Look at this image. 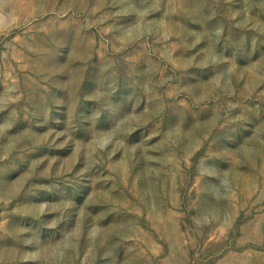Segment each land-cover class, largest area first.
Returning <instances> with one entry per match:
<instances>
[{
	"label": "rangeland",
	"instance_id": "rangeland-1",
	"mask_svg": "<svg viewBox=\"0 0 264 264\" xmlns=\"http://www.w3.org/2000/svg\"><path fill=\"white\" fill-rule=\"evenodd\" d=\"M0 264H264V0H0Z\"/></svg>",
	"mask_w": 264,
	"mask_h": 264
}]
</instances>
